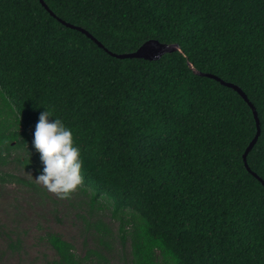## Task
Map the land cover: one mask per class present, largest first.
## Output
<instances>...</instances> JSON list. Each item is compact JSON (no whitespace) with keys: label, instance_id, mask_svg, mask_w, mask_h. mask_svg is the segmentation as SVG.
Wrapping results in <instances>:
<instances>
[{"label":"trees","instance_id":"1","mask_svg":"<svg viewBox=\"0 0 264 264\" xmlns=\"http://www.w3.org/2000/svg\"><path fill=\"white\" fill-rule=\"evenodd\" d=\"M44 1L111 52L151 39L181 51L117 58L39 0H0V95L12 111L0 164L13 149L40 154L33 133L47 109L73 130L92 204L113 207L131 264H264V0ZM200 73L255 105L247 161L258 177L243 157L252 108ZM47 240L58 258L45 264L89 257Z\"/></svg>","mask_w":264,"mask_h":264},{"label":"rangeland","instance_id":"2","mask_svg":"<svg viewBox=\"0 0 264 264\" xmlns=\"http://www.w3.org/2000/svg\"><path fill=\"white\" fill-rule=\"evenodd\" d=\"M10 118L12 111L0 95V128ZM42 169L40 154L21 148L0 164V264H45L58 258L48 233L69 241L80 257L89 254L84 264H131L129 245L122 243L120 222L107 200L101 197L93 205V190L85 184L71 198L60 199L36 183Z\"/></svg>","mask_w":264,"mask_h":264},{"label":"clouds","instance_id":"3","mask_svg":"<svg viewBox=\"0 0 264 264\" xmlns=\"http://www.w3.org/2000/svg\"><path fill=\"white\" fill-rule=\"evenodd\" d=\"M47 109L39 116L33 133V145L40 153L43 169L36 183L60 199L71 198L84 185L81 149L76 145L73 130Z\"/></svg>","mask_w":264,"mask_h":264},{"label":"water","instance_id":"4","mask_svg":"<svg viewBox=\"0 0 264 264\" xmlns=\"http://www.w3.org/2000/svg\"><path fill=\"white\" fill-rule=\"evenodd\" d=\"M39 1L50 12L51 15H53L54 17H57V15L49 8V6L45 3L44 0H39ZM57 18L64 25L83 32L88 37H90L93 41H95L101 48H105V46L98 39H96L89 31H87L86 29H84V28H82L80 26L74 25L72 23H69V22H67V21H65V20H63V19H61L59 17H57ZM106 51H108L109 54H111L112 56L117 57V58L142 57V58H145V59H148V60H159L166 53H170V52H174V51H181V47L179 46V44H167V43H162V42H160L159 40H156V39H151V40H148L146 43H144L135 52L114 53V52L109 51L108 49H106ZM200 74L203 75V76H207V77L213 78V79L219 81L221 84H223L225 86H228L230 88H233L234 90H236L244 98V100L252 108L253 113H254V117H255V120H256L257 132H256L254 138L251 140V142L247 146V148H246V150L244 152V155H243L245 165H246L247 169L249 171H251V168L248 165L247 156H248L249 152L252 150V148L254 147V145L256 144V142L258 141V138H259V136L261 134L260 119H259L258 112H257V109H256L255 105L250 101V99L247 96V94L238 85H236L234 83H231V82H227V81L223 80L222 78H220V77H218V76H216L214 74H210V73H200ZM253 174L258 177V175L256 173H253ZM258 178L264 183V181L260 177H258Z\"/></svg>","mask_w":264,"mask_h":264}]
</instances>
